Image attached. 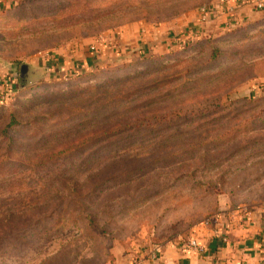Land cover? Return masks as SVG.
I'll return each instance as SVG.
<instances>
[{
    "label": "rangeland",
    "instance_id": "1",
    "mask_svg": "<svg viewBox=\"0 0 264 264\" xmlns=\"http://www.w3.org/2000/svg\"><path fill=\"white\" fill-rule=\"evenodd\" d=\"M22 1L0 10V264H129L214 222L223 197L264 213L263 17L233 7L232 28L175 47L168 28V49L141 54L121 27L180 23L195 0ZM60 48L65 70L45 67ZM135 116L159 124L119 132Z\"/></svg>",
    "mask_w": 264,
    "mask_h": 264
},
{
    "label": "crops",
    "instance_id": "2",
    "mask_svg": "<svg viewBox=\"0 0 264 264\" xmlns=\"http://www.w3.org/2000/svg\"><path fill=\"white\" fill-rule=\"evenodd\" d=\"M217 1V5L221 8H235L241 16V19L255 20L258 17H264V13L255 11L252 8V0H202V4ZM15 0H0V9L5 5L14 3ZM204 2V3H203ZM212 2V3H213ZM201 4V5H202ZM200 6V5H199ZM199 6H194L186 10V14L179 18L178 22L174 20L170 22H162L158 26H150L145 23L133 22L121 27L123 34L121 40L123 44H128L131 48L136 46L142 52H146L145 45L149 41L155 43V49L149 52L162 51L168 49L169 39L165 36L168 33V28H178L170 34V39L173 37L174 32L179 33L188 32L190 28L196 25L197 9ZM190 24V27H188ZM187 26V27H186ZM162 28V29H161ZM211 32L222 33L223 24L221 19L211 20L206 24ZM181 29V30H180ZM184 29V30H183ZM227 29V28H226ZM166 31V32H165ZM165 32V35L162 33ZM163 34V35H160ZM183 36V35H181ZM147 46V45H146ZM169 47V46H168ZM80 54L79 50H74ZM62 48L56 52L46 53L43 58V63L56 61L57 69L66 68L65 61L61 62V53H64ZM47 56V57H46ZM55 63V62H54ZM65 63V64H64ZM63 64V65H62ZM64 67H62V66ZM58 66H60L58 68ZM46 67V64H45ZM27 73L37 75L41 69L37 67H26ZM50 73V69H47ZM219 204V213L216 214V219L212 223L200 222L192 226L190 238L186 241L171 242L163 244L160 247V252L157 260L153 263L150 262L148 257H143L140 264H264V213L260 214L258 211L245 210L243 206H236L230 208V201L228 198L223 197ZM230 208V209H228ZM195 240L203 250L190 245V241ZM141 258V257H140ZM131 259V258H130ZM136 261V260H135ZM129 264H139L137 262ZM127 262L124 261L123 264ZM128 264V263H127Z\"/></svg>",
    "mask_w": 264,
    "mask_h": 264
},
{
    "label": "built area",
    "instance_id": "3",
    "mask_svg": "<svg viewBox=\"0 0 264 264\" xmlns=\"http://www.w3.org/2000/svg\"><path fill=\"white\" fill-rule=\"evenodd\" d=\"M252 6L254 9L257 11L263 12L264 13V0H252L251 1ZM216 4V3H210V4H203L198 7L197 9V25L193 26L190 28L188 35L190 37H195L198 35L202 34V30L204 29V25L211 20H214L216 18H221V16H224V28H232L234 25V11L233 8H221ZM223 24V22H222ZM184 37L181 35H173L172 38V43L170 46H183L185 40L183 39ZM92 50L94 49L93 46L90 47ZM4 97L2 95L0 96V100H2ZM190 245L192 247H196L199 250H203L201 246L198 245V243L195 240L190 241ZM264 247V246H263ZM160 252V247L154 246L150 253L148 254V259L155 260ZM264 255V254H263ZM142 261V258H137L135 262L139 263ZM140 264V263H139Z\"/></svg>",
    "mask_w": 264,
    "mask_h": 264
},
{
    "label": "trees",
    "instance_id": "4",
    "mask_svg": "<svg viewBox=\"0 0 264 264\" xmlns=\"http://www.w3.org/2000/svg\"><path fill=\"white\" fill-rule=\"evenodd\" d=\"M17 0H15V2H16ZM18 1H20V0H18ZM28 1H31V0H23L21 3H23V2H28ZM201 1L202 0H195L194 1V3L192 4V6H190V7H188V8H185V11L187 10V9H190V8H192V7H194V6H199V5H201L202 3H201ZM204 3V2H203ZM13 4V3H12ZM11 4V5H12ZM20 4V3H19ZM206 4H209V3H206ZM203 5V4H202ZM2 9V8H1ZM0 9V10H1ZM261 21H263L264 22V17L262 18V20ZM234 30H236V29H232V30H230V31H227V32H233ZM190 43V42H189ZM189 43L187 44V45H189ZM187 45H185V46H187ZM142 51L140 50L139 51V53H141ZM212 57H216L218 54H219V52H220V50L218 49V48H216V47H214L213 48V50H212ZM142 54V53H141ZM177 114H181V112L180 111H173V112H170V113H166V114H163V115H160V116H158L157 117V119L158 120H160L161 122H165V121H167L168 120V118L169 117H175ZM139 117H142V118H140V119H137L138 118V116L136 117L135 116V118H133V120H134V122H132L131 124L130 123H128L127 121L125 122V121H123V122H121V123H119V125L120 124H123L122 125V127L119 129L120 131L119 132H122V133H129V132H132V136H136V135H145V134H150L151 132H153L154 130H155V128H156V126L159 124V123H151L150 122V119L152 118V117H150V116H139ZM144 122H146V123H144ZM244 123V122H243ZM112 130V129H111ZM110 130V131H111ZM108 131V129H106L105 131H103V132H107ZM227 132H224V133H222V136H224L225 134H226ZM85 138V136L84 137H82V141L79 143V144H77V143H73V144H70L69 143V145H63V147H59L58 149H60L59 151H58V149H56V150H54V151H52L49 155H48V158H50L51 156H55V155H60V156H64L65 154H67V153H69V152H71V151H73V150H75V149H77L78 147H80V146H82V144H84L87 140L86 139H84ZM153 145H156V143L155 144H153ZM155 151H156V149L155 148H153V149H151V150H149V152L148 153H152L151 155H155ZM147 153V154H148ZM153 158V161H155L156 159H154V156L152 157ZM158 158V157H157ZM136 159H137V157H133V160L134 161H136ZM129 171L128 170H126V169H123L122 171H121V174H124V173H128ZM229 194V198H230V200L231 201H233V195H232V193H228ZM207 219H205V220H202V222H207L208 223V221H206ZM90 224L92 223V220L91 219H89V221H88ZM187 232H184V233H182V234H186ZM0 239H1V236H0ZM0 244H1V242H0Z\"/></svg>",
    "mask_w": 264,
    "mask_h": 264
},
{
    "label": "water",
    "instance_id": "5",
    "mask_svg": "<svg viewBox=\"0 0 264 264\" xmlns=\"http://www.w3.org/2000/svg\"><path fill=\"white\" fill-rule=\"evenodd\" d=\"M22 68H23L22 70H24V71H25V68H26V67H25V66H23Z\"/></svg>",
    "mask_w": 264,
    "mask_h": 264
}]
</instances>
